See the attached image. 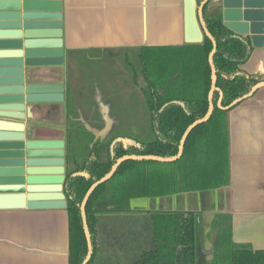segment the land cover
<instances>
[{"label":"crops","instance_id":"obj_1","mask_svg":"<svg viewBox=\"0 0 264 264\" xmlns=\"http://www.w3.org/2000/svg\"><path fill=\"white\" fill-rule=\"evenodd\" d=\"M36 1L59 5L64 63L37 69V76L30 82L63 84L64 100L25 104L28 110L25 121L18 122L29 131L31 139L62 140L65 143L66 174L75 167L67 161L66 135L80 136L82 129L94 138L124 135L130 129L132 134H141L140 129L148 126L140 116L126 115L124 109L114 103L125 91V84L116 75V67H105L104 71L110 74L99 79L98 92L91 69L84 63L77 64L76 57L93 52H138L143 47L191 45L186 40L202 38L203 42L206 36L200 29H189L188 0ZM203 1L194 0L196 17ZM221 2L208 0L203 8L207 19L219 17L224 24ZM240 68L248 74L262 73L264 80V46L253 47L248 61ZM71 72L73 79L70 83ZM130 92L133 96L134 91ZM68 93L74 98L73 108L76 109L71 118L67 115ZM70 121L79 123L72 126ZM227 121L229 184L209 191L133 199L130 205L148 201L150 206L130 208L125 214L98 215L96 241L102 262L104 251L101 253V247H109L106 239L112 245L123 241L127 231L124 226L135 221L145 222L146 232L147 227L151 231L150 218L155 212L196 215L198 246L200 253L204 254L205 264H212V222L218 215L227 218L224 224L229 219L233 243L249 245L253 250L264 249V83L251 97L228 112ZM85 145L84 140L73 137L74 148L85 150ZM82 159L80 155L76 162ZM120 224L124 225L121 235L112 236L114 227ZM127 240L130 239L127 237ZM140 240L136 242L140 248L138 253L150 245L149 233L145 239L141 236ZM120 255L124 261V253L120 252ZM0 264H68V215L65 208L0 210Z\"/></svg>","mask_w":264,"mask_h":264},{"label":"trees","instance_id":"obj_2","mask_svg":"<svg viewBox=\"0 0 264 264\" xmlns=\"http://www.w3.org/2000/svg\"><path fill=\"white\" fill-rule=\"evenodd\" d=\"M202 15L216 42L211 58L216 84L210 102L209 55L213 46L207 37L201 44L143 47L137 52L144 83L139 90L152 140L142 143L121 134L94 138L85 129L80 136H65L67 161L75 165L66 172L63 184L68 215V264H83L88 254L80 206L92 184L108 176L117 160L125 156L175 158L183 134L191 124L206 117L210 103L213 108L209 119L189 133L180 158L173 162L123 161L111 178L92 192L85 206L92 246L87 264H104L96 241L98 215L129 213L133 199L209 191L229 184L227 114L251 97L264 80L262 73L248 74L240 68L252 53L250 41L227 29L219 17L207 19L204 8ZM137 76L133 73L136 86ZM73 104L68 97L70 118L76 110ZM78 123L74 121L72 126ZM73 137L85 141V150L74 148ZM118 138L130 143L126 147L120 142L113 145ZM80 155L82 161L76 162ZM224 219L227 218L218 215L212 222V264H264V249L253 250L249 245L233 243L229 219L225 224ZM150 220V245L137 253L130 264H205L198 246L196 215L155 212Z\"/></svg>","mask_w":264,"mask_h":264},{"label":"water","instance_id":"obj_3","mask_svg":"<svg viewBox=\"0 0 264 264\" xmlns=\"http://www.w3.org/2000/svg\"><path fill=\"white\" fill-rule=\"evenodd\" d=\"M204 0L195 15L194 0H188V27L200 29L212 43L209 55L211 89L209 102L215 90L216 75L211 62L216 42L208 33L202 19ZM224 26L247 38L252 47L264 46V0H222ZM194 9V14H193ZM198 18V19H197ZM61 14L58 4L36 0H0V210L64 209L65 143L62 140H34L25 126L28 110L25 104L59 103L64 100L63 84H35L32 77L44 67L62 66ZM202 38L186 40L200 44ZM167 86L164 88V90ZM184 107L182 103H179ZM212 104L202 120L191 124L183 134L178 155L173 159L152 156H125L117 160L105 178L95 182L82 200L80 210L88 254L92 246L87 227L85 206L92 192L111 178L120 163L126 160H155L173 162L180 158L189 133L206 122L212 113ZM96 133V132H95ZM100 136H97L98 138ZM126 147L130 141L118 138L113 142Z\"/></svg>","mask_w":264,"mask_h":264},{"label":"rangeland","instance_id":"obj_4","mask_svg":"<svg viewBox=\"0 0 264 264\" xmlns=\"http://www.w3.org/2000/svg\"><path fill=\"white\" fill-rule=\"evenodd\" d=\"M75 62L77 64L84 63L85 65H87V67L91 69V73L94 76L95 87L98 92H100L99 79H101L102 76H104L105 74H110V72L104 71L106 69L105 67H116V75L118 77V80L125 84V91L117 97V100L114 103L119 104V107L124 109V114L127 115L129 113L130 116L134 114L138 118L141 117V119L147 121V113L143 96L138 88V85L143 86L144 83L140 76V66L137 61V51H109L108 53L93 52L86 56L81 55L76 57ZM133 73H136L138 75L137 86L132 84ZM70 74V80H68V82L71 83V80L73 79V74L72 72ZM130 91H134L133 96H131ZM68 95L69 100L71 99V103L74 102V98L71 96V94L68 93ZM140 131L141 134H132V131L130 129L126 131L124 135H127L131 137V139L142 143L152 140L153 136L151 134L149 126H147L145 129L141 128ZM149 206L150 205L148 201H138L131 203L130 208L131 210H133L134 208H149ZM123 226L121 224L115 226L114 234H112V236L121 235L120 231H122L121 229L123 228ZM146 226L147 225L143 221H135L131 224L124 226V228L126 227L127 230L125 231L127 236L125 235V238L122 239L123 241L120 240L117 244L112 245L111 243H109L108 239H106V242H108L109 247H101V253L104 251V254H102V257L104 258V264H130L136 258V253H138L137 249H140L137 248L136 242L141 241V236L145 239L149 233L148 227L146 232ZM109 233L110 231L108 230L107 238L109 236ZM127 237L130 240H127ZM120 252L124 253V261H122L123 256L120 255Z\"/></svg>","mask_w":264,"mask_h":264}]
</instances>
